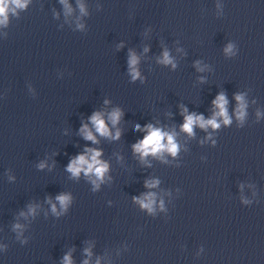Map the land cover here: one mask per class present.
I'll use <instances>...</instances> for the list:
<instances>
[{
    "label": "clouds",
    "instance_id": "obj_1",
    "mask_svg": "<svg viewBox=\"0 0 264 264\" xmlns=\"http://www.w3.org/2000/svg\"><path fill=\"white\" fill-rule=\"evenodd\" d=\"M8 3L9 0H0V17H3V20H0V23H3L7 19V10H8ZM12 3L16 5V7L23 8L25 7L26 0H12ZM225 51H230L226 49ZM136 58L132 57L130 60V65L136 64ZM163 63H171V60L167 54L164 53ZM132 76L133 79H136L139 76V73L133 67L132 69ZM237 101L239 102V109L237 112L238 117H243V98L241 96L236 97ZM214 105L219 108V112L215 114V116L205 121L203 116H197L195 114H190L185 116V122L182 125V130L187 132L189 135L193 134V126L199 125L201 128H206L207 126H212L213 128H218L219 124L216 121V116L224 117V123H230V120L227 115V110L225 105L227 104V100L223 94H220L216 100L213 101ZM121 117V112L119 110L113 111L110 115V120L115 125ZM91 121L95 126L96 131L101 136H109L110 132L109 129L106 127L105 122L102 118L101 113H94L91 117ZM148 134L143 138V140L139 141L135 145H133L134 151L140 153L141 158L148 156L149 154L156 155L162 151H168L172 155H175L178 151V145L174 140V134H169L167 132L162 131L159 128H154L152 125H147ZM137 130L140 129V125H136ZM82 133L84 134V138L87 140H91L94 143L96 142L95 136L92 134L90 130H88L87 125H84L81 129ZM119 131L116 134V139L119 138ZM167 141V143H163V141ZM101 156V152L96 149H86V154H81L73 159L68 167L67 170L71 172L74 177H78L80 173L83 171L85 175L94 174L97 180H103L104 174L108 170L107 163L101 161L99 157ZM96 183V181H93ZM98 186V185H97ZM148 187H153L155 184H148ZM153 195L149 193L143 200H139L138 202L141 204L142 207L151 210V206L153 204ZM69 197L66 195L57 196V200L60 202L62 207H66L69 201ZM55 205H53V211L55 212ZM19 227V226H17ZM65 264H71L70 257L66 256L64 258ZM87 264V261H85Z\"/></svg>",
    "mask_w": 264,
    "mask_h": 264
}]
</instances>
